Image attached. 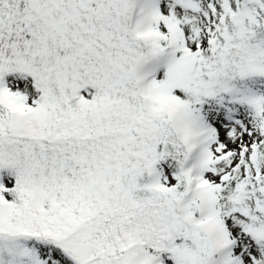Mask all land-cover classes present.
Masks as SVG:
<instances>
[{"label":"snow or ice","instance_id":"6c2138e0","mask_svg":"<svg viewBox=\"0 0 264 264\" xmlns=\"http://www.w3.org/2000/svg\"><path fill=\"white\" fill-rule=\"evenodd\" d=\"M0 264H264V0H0Z\"/></svg>","mask_w":264,"mask_h":264}]
</instances>
